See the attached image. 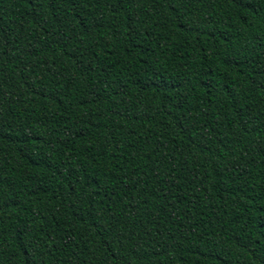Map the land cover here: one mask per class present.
<instances>
[{
    "label": "trees",
    "instance_id": "16d2710c",
    "mask_svg": "<svg viewBox=\"0 0 264 264\" xmlns=\"http://www.w3.org/2000/svg\"><path fill=\"white\" fill-rule=\"evenodd\" d=\"M0 264H264V0H0Z\"/></svg>",
    "mask_w": 264,
    "mask_h": 264
}]
</instances>
